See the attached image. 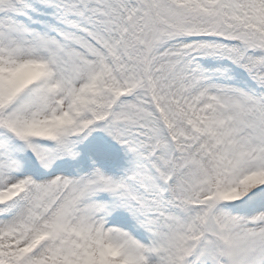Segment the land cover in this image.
Here are the masks:
<instances>
[{
	"label": "snow or ice",
	"instance_id": "obj_1",
	"mask_svg": "<svg viewBox=\"0 0 264 264\" xmlns=\"http://www.w3.org/2000/svg\"><path fill=\"white\" fill-rule=\"evenodd\" d=\"M0 264H264V0H0Z\"/></svg>",
	"mask_w": 264,
	"mask_h": 264
}]
</instances>
